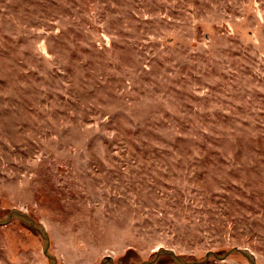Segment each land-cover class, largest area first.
Segmentation results:
<instances>
[{
	"label": "rangeland",
	"instance_id": "obj_1",
	"mask_svg": "<svg viewBox=\"0 0 264 264\" xmlns=\"http://www.w3.org/2000/svg\"><path fill=\"white\" fill-rule=\"evenodd\" d=\"M13 209L58 264H264V0H0ZM0 264H49L41 237L0 227Z\"/></svg>",
	"mask_w": 264,
	"mask_h": 264
},
{
	"label": "water",
	"instance_id": "obj_2",
	"mask_svg": "<svg viewBox=\"0 0 264 264\" xmlns=\"http://www.w3.org/2000/svg\"><path fill=\"white\" fill-rule=\"evenodd\" d=\"M13 221H19L26 225L29 229L36 232L42 239L43 254L47 258L48 263L58 264L57 257L50 253L51 239L44 225L37 222L27 213H24L19 209H13L6 217L0 218V227H6L10 225ZM234 255H241L244 259H246L248 264H258L255 255L251 251L239 247H234L224 254H218L213 251H210L205 256V259L200 262L188 261L184 257L178 255L172 249L160 248L158 249L154 259L150 261H144L139 264H156L157 261L163 257L169 258L173 264H207L211 259H215L216 261H225L229 257ZM101 264H114V260L111 257H106L103 259Z\"/></svg>",
	"mask_w": 264,
	"mask_h": 264
}]
</instances>
